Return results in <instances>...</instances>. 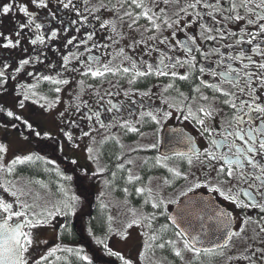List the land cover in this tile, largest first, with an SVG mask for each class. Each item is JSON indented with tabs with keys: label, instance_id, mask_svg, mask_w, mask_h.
I'll use <instances>...</instances> for the list:
<instances>
[{
	"label": "flooded vegetation",
	"instance_id": "1",
	"mask_svg": "<svg viewBox=\"0 0 264 264\" xmlns=\"http://www.w3.org/2000/svg\"><path fill=\"white\" fill-rule=\"evenodd\" d=\"M92 1L90 8L86 3ZM94 2L0 0V11L12 8L9 15H0V80L8 85L17 82V72L23 68L25 74L20 76L26 86L33 79L37 80L35 85L48 89L49 81H53L60 97H72L59 128L60 138L53 137L56 148L63 143L81 146L85 139L99 133L108 136V150H138L148 161L170 164L175 159H188L196 168L186 177L195 187L173 207L187 195H210L232 220V239L228 237L216 249L193 250V257L205 264H264V212L250 205L238 207L239 203L248 204L246 192L256 196L259 189L240 185L238 179L229 180L218 171L223 164L208 158L210 150L216 151L213 141L222 140L226 129L235 130L232 122L237 113L230 101L245 99L239 92L247 91L251 84L255 95L251 91L249 95L264 105V87L259 82L264 72L245 68L246 64L264 62V58L252 54L254 46L264 48V33L258 38L259 44L243 43L251 39L244 33L259 32V9L255 7L259 0H249L250 8H245L242 0H202L196 7H190L196 0H116L118 9H113V4L97 9ZM205 2L212 7H204ZM40 3L46 6L40 8ZM25 9L27 16L23 14ZM205 27L210 31L206 32ZM6 43L18 46L2 47ZM185 44L193 50L191 54L184 50ZM241 54L251 59L241 60ZM229 56L236 59L228 60ZM133 64L137 67L132 68ZM148 65L155 69L152 75L132 74L147 71ZM124 69L130 71L126 74ZM94 70L109 74L102 79L84 75ZM231 70L253 75L247 84L241 80L240 88L220 79ZM162 71L167 75H157ZM183 76L188 79L178 78ZM204 83L211 87L205 88ZM4 96L0 94V118L19 117L4 109V105L14 102ZM40 107L56 110L58 103ZM30 109L29 117L36 118V111ZM161 150L183 151L164 155ZM9 183L0 179V202L11 206L13 213L23 205L38 225L30 229L32 247L26 254L27 264L41 260L43 264H113L108 261L107 242H97V236L107 234L108 221L93 194L70 196L77 204L72 213L39 211L34 210L32 196L14 192V185ZM254 183L258 185L259 181ZM212 188L218 191L212 192ZM232 193L237 194V203L225 199ZM257 203L264 206V198L257 197ZM84 205L88 209L79 210ZM71 231L75 235L72 241Z\"/></svg>",
	"mask_w": 264,
	"mask_h": 264
},
{
	"label": "rangeland",
	"instance_id": "2",
	"mask_svg": "<svg viewBox=\"0 0 264 264\" xmlns=\"http://www.w3.org/2000/svg\"><path fill=\"white\" fill-rule=\"evenodd\" d=\"M94 1L97 9L108 8L110 4H113L111 6L113 9L120 7L114 5L116 0ZM86 4L90 8L93 7V1ZM17 73V82H11L10 85L0 80V94L14 101L8 105L3 104L4 109L11 113L15 112L23 123L36 130L38 136L60 138L59 128L72 97L68 95L60 97L58 87L53 84V81H49L50 87L47 89L41 85H35L37 80L32 79L31 82L29 77L31 84L26 86L25 80L20 76L24 73L23 68ZM56 103H58L56 110L45 111L40 107V104L51 107ZM15 105L20 106L15 109ZM30 108L36 111V118L29 117ZM4 123V120L0 118V148L4 149L0 152V179L14 185V192L19 191L28 198L32 196L34 210L74 212L69 210L72 207L69 205L70 196L84 195L80 193L81 191L79 192L78 184L85 182L86 177L77 175L76 180H73L76 187L73 188V182L70 183L69 180L67 182L65 178L57 177L61 180L55 181L56 185L60 182L64 185L50 187L40 185V182L25 176H19L17 169L22 164L16 162L23 160L25 161L23 164L34 163L38 160L35 157L36 150L28 136L20 133L21 130L16 125L6 127ZM63 145L59 148L53 145L54 148L51 149L57 150L56 154L60 156L59 161L66 163L70 160L78 165V169L85 170L89 175L102 172L105 158L103 154L108 145V136L98 133L85 139L81 146L73 147L69 143H63ZM116 151L126 167L124 188L120 190L115 185L108 188V184L102 180L87 184L95 200L100 202L102 216L105 214L108 221L107 234L97 236L100 242H107L108 251L126 260L127 264H205L193 257L183 239L166 225L159 227L158 224L160 220L166 218L179 198L195 187L193 180L189 181L186 176H189V171L194 170L196 166L183 158L175 159L172 161L173 164H170L164 161L158 162V160L148 161V157L138 155V150ZM182 164L188 165V168H184ZM69 183L72 188L68 185ZM57 188L60 189L57 190ZM87 209L85 205L84 208L79 207V210ZM177 252L180 256L176 255Z\"/></svg>",
	"mask_w": 264,
	"mask_h": 264
},
{
	"label": "snow or ice",
	"instance_id": "3",
	"mask_svg": "<svg viewBox=\"0 0 264 264\" xmlns=\"http://www.w3.org/2000/svg\"><path fill=\"white\" fill-rule=\"evenodd\" d=\"M202 0H196L195 4H190V7H196L201 4ZM243 6L245 8H250L252 5L249 3V0H242ZM40 8L45 7L44 3H40L37 5ZM139 6V5H138ZM204 7L211 8V5H208L206 2L204 3ZM259 9V13L257 14L256 23L260 24L259 32L257 33H244V35H250L251 39L243 41V43H247L252 45L255 41L257 44L260 43L259 36L261 33H264V0H259V2L255 5ZM12 11L10 7H4L2 11H0V15L7 16ZM23 14L25 16L28 15L27 10H23ZM211 14V13H210ZM147 19L148 17L145 16ZM139 19V18H137ZM237 22L240 18H236ZM191 26V25H189ZM23 30V29H21ZM206 32L210 31L205 27ZM53 38H55V34H53ZM175 39V37H173ZM192 38L190 37L189 40ZM221 39H226V37H221ZM164 41H161L163 43ZM71 43V42H70ZM194 43V41H193ZM14 46L12 43H6L2 45L5 48H12ZM184 50L191 54L192 49L188 48L185 44ZM195 51H199V49H195ZM146 55L148 53H145ZM253 56H260L264 58V48L254 46L252 48ZM228 60L236 59L234 56L227 57ZM241 60L243 59H251L250 57H244L241 54ZM240 62L239 60L237 61ZM189 63H194V61H189ZM175 65H173L174 67ZM135 64L132 65V68H136ZM148 70H138L132 72L134 76L144 77L146 75H152L155 69L148 65ZM257 70V73L264 72V62L252 65L246 64L245 68H253ZM126 74L130 71V69L123 70ZM200 71H205V69L201 68ZM109 73L106 70H94L92 72H85L84 75L91 76L93 79H102L105 75ZM112 75H116V73H111ZM167 75V72H160L157 75ZM214 78L216 74H213ZM253 75L252 72H248L247 75L241 73L239 71L231 70L230 73L224 74L220 76V79L226 83H232L237 87L242 88L241 80L244 83H248L249 78ZM179 79L187 80L188 76L178 77ZM260 84L264 87V77L260 79ZM135 83V81H133ZM203 83V81H202ZM171 87V86H170ZM204 87L208 88L211 85L204 83ZM214 91H219L218 88H214ZM167 91V89L165 90ZM198 92L199 89L197 88ZM252 92V96L255 95L254 90L251 88V84H249L247 91H241L238 93L239 96L245 97L239 103L235 101H230L231 106L236 110L237 119L233 121L234 131L230 129H226L222 133L223 139L220 141H213L215 152L210 150L209 152V160L213 162H220L223 164L222 167L218 169V171L222 174H225L229 180L238 179L240 185L247 184L249 188L256 191V196H253L251 192L245 193V199L248 201V204L239 203L238 207H259L261 212H264V206L257 203V197L264 198V105H260L258 100H253L252 96L249 95V92ZM220 95L225 97L228 96L226 92H220ZM202 99L207 100V97H202ZM119 109H117L118 111ZM203 111V110H202ZM9 115H11L9 113ZM152 119V122L155 123L156 120L154 117H149ZM259 122V123H257ZM203 125V122L201 121ZM123 126V125H122ZM204 127H207L206 125ZM134 130V129H133ZM212 133H209L211 135ZM239 142V143H237ZM4 149L0 148V152H3ZM219 152V155L216 153ZM18 164H23L25 161L20 160L17 161ZM239 172L240 175L237 177L236 173ZM139 179V177H137ZM254 181H259L257 185ZM132 182V181H130ZM212 192L218 191L216 188L211 189ZM237 194L232 193L230 196H226L225 199H229L232 203H237ZM31 207V206H30ZM155 207V205H153ZM28 209L24 208L21 205V210L13 213L12 207L3 204L0 202V264H27V256L29 249L32 247V239H31V231L37 227V223L35 222V217H29L27 215ZM8 213H12V215H6ZM23 218V220H22ZM15 221L16 223H13ZM22 221V222H21ZM41 226H43V222H41ZM237 234H233L235 236ZM232 239V237H229ZM225 248L228 247L227 244L224 245ZM191 250V249H189ZM197 256H200V252L195 253ZM177 256H180V253H176ZM46 259V258H45ZM37 264H43V260L37 262Z\"/></svg>",
	"mask_w": 264,
	"mask_h": 264
},
{
	"label": "trees",
	"instance_id": "4",
	"mask_svg": "<svg viewBox=\"0 0 264 264\" xmlns=\"http://www.w3.org/2000/svg\"><path fill=\"white\" fill-rule=\"evenodd\" d=\"M4 120V124L7 126H12L16 125L24 135L28 136V139L30 142L34 145L35 151V157L38 158L32 165H27V166H21L18 167L17 172L20 175H23L27 178H31L35 181L40 182L42 185H48V186H55L58 187L57 185H64L62 182L58 183L56 185L55 181H60V178H65V180H69L70 183L73 182V188H75L76 184L75 178L85 176L86 181L83 183H79L78 189H81V194H88L89 190L87 188V184L89 182H96L97 180H102L103 182H106L108 184V188H111V186L115 185L122 190L124 188V179L126 177V167H124L122 161L123 159H120L118 157V152L116 150H108V145L106 146V149L104 150V168L102 172L97 173L95 175H89L86 173L85 170L83 169H78V165L74 164L72 161L67 160L66 163L64 161H59V157L56 152L57 150H51L52 148L57 147L55 138L53 137H47V136H38L36 133L35 129L30 128L27 124L23 123L20 121L19 117H9V116H4L2 118ZM54 145V146H53ZM39 148V150H38ZM138 151L136 152V154ZM141 153V151L138 153V155ZM56 154V155H55ZM59 154V153H58ZM142 155V153H141ZM61 159V158H60ZM78 175V176H77ZM58 177V178H57ZM72 180V181H71ZM54 184H53V183ZM68 182V181H67ZM70 187L72 188L71 184ZM60 188H57V190ZM78 189H76L78 191ZM70 211H75L76 210V205L74 202V199H70ZM98 218V216H97ZM159 227H168L171 229L169 226L166 218H163L162 220L159 221ZM156 229V228H155ZM172 230V229H171ZM173 233H175L173 231ZM70 239L74 238V232H69ZM108 261H112L113 264H124L123 260L108 252Z\"/></svg>",
	"mask_w": 264,
	"mask_h": 264
},
{
	"label": "water",
	"instance_id": "5",
	"mask_svg": "<svg viewBox=\"0 0 264 264\" xmlns=\"http://www.w3.org/2000/svg\"><path fill=\"white\" fill-rule=\"evenodd\" d=\"M181 151L161 150V153L167 155ZM167 220L196 250L221 247L232 229V220L225 209L218 206L212 196L203 194L185 196L174 206Z\"/></svg>",
	"mask_w": 264,
	"mask_h": 264
}]
</instances>
